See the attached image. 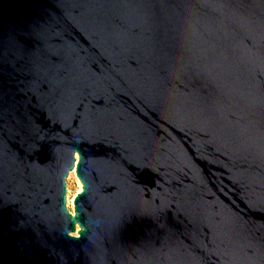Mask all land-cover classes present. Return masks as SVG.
<instances>
[{
  "label": "water",
  "instance_id": "water-1",
  "mask_svg": "<svg viewBox=\"0 0 264 264\" xmlns=\"http://www.w3.org/2000/svg\"><path fill=\"white\" fill-rule=\"evenodd\" d=\"M0 264H264V0H0Z\"/></svg>",
  "mask_w": 264,
  "mask_h": 264
},
{
  "label": "rangeland",
  "instance_id": "rangeland-1",
  "mask_svg": "<svg viewBox=\"0 0 264 264\" xmlns=\"http://www.w3.org/2000/svg\"><path fill=\"white\" fill-rule=\"evenodd\" d=\"M72 172L68 175L66 179V188L68 190L67 200L69 201L67 207L70 212H72V202L74 196L81 191V185L78 183V179L76 178V176H74V174H72Z\"/></svg>",
  "mask_w": 264,
  "mask_h": 264
},
{
  "label": "bare ground",
  "instance_id": "bare-ground-1",
  "mask_svg": "<svg viewBox=\"0 0 264 264\" xmlns=\"http://www.w3.org/2000/svg\"><path fill=\"white\" fill-rule=\"evenodd\" d=\"M72 174H74V176H75V173H74V171L72 172ZM78 183L80 184V182H78ZM80 185H81V184H80ZM68 202H69V201L67 200V205H68Z\"/></svg>",
  "mask_w": 264,
  "mask_h": 264
}]
</instances>
